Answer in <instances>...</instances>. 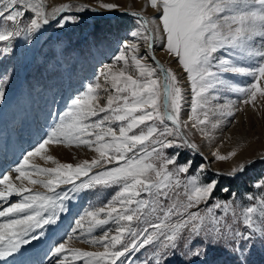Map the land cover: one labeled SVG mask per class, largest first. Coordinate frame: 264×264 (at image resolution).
I'll return each mask as SVG.
<instances>
[{"label": "snow or ice", "instance_id": "1", "mask_svg": "<svg viewBox=\"0 0 264 264\" xmlns=\"http://www.w3.org/2000/svg\"><path fill=\"white\" fill-rule=\"evenodd\" d=\"M71 7L63 4L48 11L45 0H0V55L11 54L21 37L32 43L51 19ZM99 7L119 8L103 2ZM146 7L158 17L131 13L139 24L131 36L143 41L148 53L140 55L139 43L125 41L116 63L70 98L50 130L14 168L0 172V261L5 264H15L24 245L41 239L45 226L57 223L69 193L96 188L118 190L76 220L66 241L46 253L48 264H127L128 256L141 249L152 250L145 264H171L181 248L186 264H213L212 252L221 241L235 254L236 264H248L246 252L257 238L264 240V179L254 185L260 195H247L252 203L240 206L235 200L214 199L218 181L202 179L204 165L180 162V149L199 153L187 129L208 135L211 101L218 98L214 93H238L239 102L252 107L257 97L264 99V0H147ZM68 20L75 17L62 16L57 24ZM157 43L186 73L191 100L183 121L185 89L177 74L156 58ZM228 74L251 80L239 86L230 83ZM7 80V75L0 78V103ZM101 92L106 93L103 105ZM235 103L219 105L220 113L234 116ZM53 144L84 146L96 156L75 165L61 163L48 152ZM236 154L213 153L221 161ZM33 157L55 166L40 167ZM243 171L240 165L230 175ZM37 185L44 191H35ZM61 185L71 187L58 191ZM97 229L102 235H93ZM74 238L102 251L68 247Z\"/></svg>", "mask_w": 264, "mask_h": 264}, {"label": "rangeland", "instance_id": "2", "mask_svg": "<svg viewBox=\"0 0 264 264\" xmlns=\"http://www.w3.org/2000/svg\"><path fill=\"white\" fill-rule=\"evenodd\" d=\"M70 1L45 0L48 11L67 3L72 6L73 11H78L81 5L88 7L80 13L60 15L57 20L62 16L75 17V20L62 21L63 26L57 24V21L45 25L32 37V43H25L24 38L21 37L15 41L11 54L0 55V78L4 75L8 76L5 100L0 103V172L14 168L23 155L31 151L50 130L54 117L65 109L70 103V98L83 90L84 85L94 82L105 66L116 63L114 57L119 54L125 41L139 43L140 55L148 53L147 45L131 36V32L139 27L138 18L132 16L108 18L93 12V8H99L105 12L134 10L149 18L158 17V13L146 7L147 0ZM101 2L113 3L119 8L113 10L101 8L99 7ZM256 43H259V38ZM154 51L163 64L177 74L181 86L185 89V104L181 112L183 121L190 114L191 100L186 73H183L177 59L170 56L159 43L154 46ZM148 63L152 61L149 59ZM116 67L119 68L120 65ZM227 78L230 83L239 86H244L251 80L249 77L236 74H228ZM100 82L103 85L102 77ZM214 95L218 98L211 101L212 111L209 113L208 135H201L200 132L191 129L186 131L189 138L199 146V151L208 158L212 168L231 173L233 168L264 155V99L257 97L256 106L252 107L240 103L242 97L238 93L221 90ZM105 96L106 93L101 92V105L106 102ZM229 100L236 102L233 107L234 116L222 115L218 107ZM235 108L241 110L235 111ZM212 124L217 126L213 128ZM217 150L221 155H227L232 151L237 154L228 160L221 161L213 155ZM180 151L181 163L191 160L194 168L200 165L205 166V171L201 174L205 182L213 179L218 181L217 189L213 194L215 200H235L240 206H246L252 203L247 200V195H260L261 189L255 188L254 185L264 179V160L249 165L237 178H227L211 173L207 167L208 163L204 162V158L198 153L189 149H180ZM48 152L61 163L73 165L96 156V153L87 147L75 145L53 144L48 146ZM167 154H172V150H167ZM32 163L40 167L55 166L40 157H33ZM70 187L71 185H61L57 190L66 191ZM224 188L229 191H223ZM34 190L44 191L39 185L35 186ZM117 190L115 187L96 188L69 193V199L64 201L66 210L60 213V219L57 222L72 219V223L65 229L66 236L63 239H57L53 247L59 242L66 241V237L72 234L76 220L86 210L102 206ZM231 193H235V197L230 195ZM13 199L17 198L13 197ZM201 207L204 206L201 205ZM66 226L67 224L63 225L55 235L50 237L49 246H45L40 251L36 249L39 252L24 258L21 261L22 264L30 263L35 257H40L42 262L47 259L45 264H48L49 257L46 253L51 248V240L63 237L65 235L63 229ZM54 227V225L45 226L44 233L50 232ZM75 235H79V230ZM93 235L100 236L102 232L97 229ZM67 244L68 247L87 251H102L97 246L75 238L67 241ZM254 245L253 249L246 252L248 264H264V240L257 238ZM184 251L183 248L179 249L177 254L171 257V264H186L187 258L183 255ZM151 256V249H141L128 256L127 264H145ZM212 261L213 264H236V257L229 250L226 242L221 241L212 252Z\"/></svg>", "mask_w": 264, "mask_h": 264}, {"label": "water", "instance_id": "3", "mask_svg": "<svg viewBox=\"0 0 264 264\" xmlns=\"http://www.w3.org/2000/svg\"><path fill=\"white\" fill-rule=\"evenodd\" d=\"M74 1H75V0H74ZM72 2H73V1H72ZM67 4L70 5L69 3H67ZM93 9H94V11H93L94 13L104 15V16H106V17H108V18H116V17H120V16H132V17H135V16L131 15V13H133V12H138V11H134V10H125V11H119V12H105V11H103L102 9H99V8H93ZM80 12H81V11H73V10L69 9V10H67V11H65V12H63V13H59L55 19L50 20V23H49V24H52V23L56 22L57 19H58V17H59L60 15H62V14H65V13H80ZM144 16H145V15H144ZM136 18H137V17H136ZM156 58H157V59L163 64V62L160 60L159 57L156 56ZM165 67H166V66H165ZM198 154L204 158V161H205L206 163H208V164H207V165H208L207 167H208L209 171H210L211 173H213V174L221 175V176H224V177H227V178H237V177H239V176L243 173V172H242V173H237L235 176H231L230 173H228V172L218 171V170H216V169H214V168H212V167L210 166V164H209V160H208V158H207L205 155H203L200 151H199ZM261 160H264V155H260V156L254 158V159H251V160L246 161V162L243 164V166H244V170H245L249 165H252V164H254V163H257V162H259V161H261Z\"/></svg>", "mask_w": 264, "mask_h": 264}, {"label": "bare ground", "instance_id": "4", "mask_svg": "<svg viewBox=\"0 0 264 264\" xmlns=\"http://www.w3.org/2000/svg\"><path fill=\"white\" fill-rule=\"evenodd\" d=\"M71 1H74V0H71ZM71 1H70V2H71ZM75 1H76V0H75ZM84 4H87V3H84ZM155 55L158 57V55H157L156 53H155ZM204 162H205V161H204ZM51 236H52V235H51ZM51 236H50V237H51ZM50 237H49V242H48L46 245H44V247H45V246H49V243H50ZM44 247H43V249H44ZM24 250H25V249H23V247H22V249H21L20 252H22V251H24ZM34 251H35V252H34V254H35V253L39 252L40 250L37 251V250L35 249ZM34 254H33V255H34ZM29 256H32V254H31V255H28V256H26V257L29 258ZM26 257H24V258H26ZM39 258H40V257H35L30 263H27V264H34L33 261H34L35 259H39ZM28 260H29V259H28ZM46 262H47V259L45 260V262H42V259L40 258V263H39V264H45ZM2 264H5V262H3ZM19 264H22V262L19 263Z\"/></svg>", "mask_w": 264, "mask_h": 264}]
</instances>
